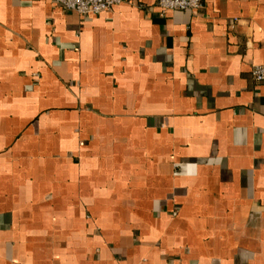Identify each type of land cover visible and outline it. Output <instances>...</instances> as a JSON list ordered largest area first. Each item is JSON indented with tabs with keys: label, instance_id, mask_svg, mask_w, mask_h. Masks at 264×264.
Instances as JSON below:
<instances>
[{
	"label": "crops",
	"instance_id": "crops-1",
	"mask_svg": "<svg viewBox=\"0 0 264 264\" xmlns=\"http://www.w3.org/2000/svg\"><path fill=\"white\" fill-rule=\"evenodd\" d=\"M254 66L264 0H0V264H264Z\"/></svg>",
	"mask_w": 264,
	"mask_h": 264
},
{
	"label": "built area",
	"instance_id": "built-area-1",
	"mask_svg": "<svg viewBox=\"0 0 264 264\" xmlns=\"http://www.w3.org/2000/svg\"><path fill=\"white\" fill-rule=\"evenodd\" d=\"M60 5L67 11H73L84 16H96L110 10L122 0H47ZM204 0H157L162 13L166 11H189L195 13ZM251 75L256 82L264 80V66H254ZM115 264H120L116 262Z\"/></svg>",
	"mask_w": 264,
	"mask_h": 264
}]
</instances>
